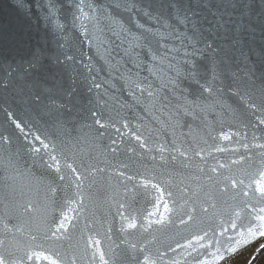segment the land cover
<instances>
[{"label": "water", "instance_id": "obj_1", "mask_svg": "<svg viewBox=\"0 0 264 264\" xmlns=\"http://www.w3.org/2000/svg\"><path fill=\"white\" fill-rule=\"evenodd\" d=\"M122 2L0 0V254L36 250L60 264H143L145 256L156 264H226L263 240L229 251L264 216L256 191L264 171L258 147L264 144V33L257 22L237 49L220 39L219 57L198 55L181 97L165 86L172 76L167 61L156 68L143 57L140 67L129 61L118 23L135 35L137 17L115 7ZM137 2L146 7L152 0ZM178 99L187 101L180 115ZM15 123L28 140L41 135L63 148L81 176L79 190L68 169L62 167L61 182L33 163ZM233 180L243 184L234 188ZM153 184L164 190L171 213L161 206L149 215L160 197ZM61 212L69 217L67 231L49 239ZM160 214L164 222L154 223Z\"/></svg>", "mask_w": 264, "mask_h": 264}, {"label": "snow or ice", "instance_id": "obj_2", "mask_svg": "<svg viewBox=\"0 0 264 264\" xmlns=\"http://www.w3.org/2000/svg\"><path fill=\"white\" fill-rule=\"evenodd\" d=\"M115 7L123 8L129 13H135L137 17L136 20H132V23L138 30V34L135 35L132 34L131 28L125 27L124 22L118 23L120 32L126 34L124 39L128 47L125 49V54L129 61H132L134 66L140 67L141 65L138 61L143 57L151 61L153 68L162 67V62L167 61V70L172 76L171 78L166 77L167 84L165 86H171L170 91L172 92H180L181 97H183V89L180 85L184 79L192 77L193 72L190 65H194L198 55L205 56L211 53L219 57L220 53L225 51L217 44V41L220 39L230 40L233 50L237 49L245 35L255 33V24L257 22L261 26V32L264 33V0H260L259 6H257L256 0H219V2L217 0H159L158 3L156 0H152L146 7L138 4L137 0H123L122 3H117ZM80 10L83 11V9ZM141 17L155 23L145 27L140 22ZM156 25H159V27H156ZM111 30L113 34L119 35L115 28H111ZM177 42L179 43V47H177ZM169 43H171V47H168ZM241 55H243V52H241ZM225 56H227L226 52ZM178 57L180 59H177ZM220 62L223 63V60ZM144 67L149 72L153 71V68H148L147 65H144ZM245 67L247 68L246 65ZM248 72L251 74V69H248ZM95 87L99 88L100 85L96 84ZM205 91L211 92L212 89L206 88ZM148 95L152 96L153 93L149 91ZM186 103V100L184 104L179 99L177 100V115L181 114L180 109L185 107ZM191 103L194 104L195 101L193 100ZM91 115L95 124L99 125V128L103 129L106 127L97 118L98 114L96 112H92ZM260 123L264 124V120L260 121ZM15 127L24 133L26 142L24 150L33 160L34 164L41 165L54 174L55 178L61 182L66 179V176L62 174V167L68 169L75 175V187L77 190L80 189L81 176L78 174L75 162H68L69 158L63 148L41 135H35L31 140H28L29 133L25 132L24 126L21 123H15ZM117 131L119 130L117 129ZM136 139L139 141L140 137L136 136ZM223 139L228 140L230 137L224 135ZM143 146L141 144V147ZM258 147L264 148V144L258 145ZM216 150L222 152L225 149L218 147ZM233 163H236V161H233ZM120 175L124 176L125 173L121 172ZM259 175L261 181L256 182V191L264 199V171H261ZM127 179L131 181L135 177L127 176ZM238 183L243 184V180H233L232 187L235 188ZM144 186L146 187L147 185ZM152 187L160 193V197L157 198V204L155 205L157 211L149 213V215H156L161 206L164 213H171L172 209L168 202L163 200L164 190L158 184H153ZM50 191L55 193L57 188L50 187ZM77 195H79V191ZM167 195L171 196L172 193L168 192ZM65 203L71 205L76 203V201L66 199ZM69 210L73 209L70 208ZM261 211L264 212V209H261ZM60 217L59 221H53V227L49 229V239H59L60 236L58 234L67 231L66 222L70 223L69 217L65 212H61ZM188 219L191 220L192 217L189 216ZM256 219L260 221L259 227L256 229L249 228V238H242L238 242L237 247L230 248L229 251L235 252L257 239H264V216H257ZM164 220V215L160 214V218L154 221V223L162 224ZM181 223H185V221L181 220ZM127 226L129 229H135L137 224L134 220H130ZM231 227L232 229H236L237 224L233 222ZM5 228H7V225H5ZM240 236L244 237V233L241 232ZM33 239H36V237H33ZM197 239L204 240L205 237L202 236ZM94 243H99V241H94ZM2 244L3 241L0 240V245ZM261 248L264 249V245H261ZM40 259L48 260L49 264H60L58 260L52 259L42 251L36 250L25 251L24 255L19 257H15L12 253L6 255L0 254V264H28L30 261ZM101 259L103 260V254H101ZM104 264H107V261H104ZM143 264H156V261L149 256H145Z\"/></svg>", "mask_w": 264, "mask_h": 264}, {"label": "trees", "instance_id": "obj_3", "mask_svg": "<svg viewBox=\"0 0 264 264\" xmlns=\"http://www.w3.org/2000/svg\"><path fill=\"white\" fill-rule=\"evenodd\" d=\"M255 247L256 246L234 257L227 264H250L251 259L253 258V255H254ZM262 261H263V258L260 259L256 264H261Z\"/></svg>", "mask_w": 264, "mask_h": 264}, {"label": "rangeland", "instance_id": "obj_4", "mask_svg": "<svg viewBox=\"0 0 264 264\" xmlns=\"http://www.w3.org/2000/svg\"><path fill=\"white\" fill-rule=\"evenodd\" d=\"M261 245H264V241L262 242ZM261 245L260 246L258 245V246L255 247L254 255H253V258L251 259L250 264H256L262 258H263V261L261 262V264H264V253L261 254V255H258L259 251L261 249Z\"/></svg>", "mask_w": 264, "mask_h": 264}]
</instances>
